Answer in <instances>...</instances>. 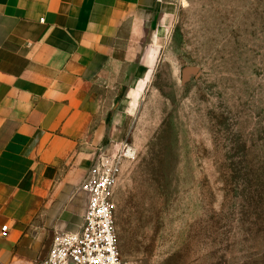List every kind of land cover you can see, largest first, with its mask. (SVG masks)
Returning <instances> with one entry per match:
<instances>
[{"label":"rangeland","instance_id":"374dc122","mask_svg":"<svg viewBox=\"0 0 264 264\" xmlns=\"http://www.w3.org/2000/svg\"><path fill=\"white\" fill-rule=\"evenodd\" d=\"M155 47L145 83L116 85L123 115L104 142L103 151L132 148L114 193L121 256L263 258L264 0H182Z\"/></svg>","mask_w":264,"mask_h":264},{"label":"crops","instance_id":"0c3cea01","mask_svg":"<svg viewBox=\"0 0 264 264\" xmlns=\"http://www.w3.org/2000/svg\"><path fill=\"white\" fill-rule=\"evenodd\" d=\"M181 6L0 0V264H40L59 232L81 230L82 184L123 115L116 85L146 82Z\"/></svg>","mask_w":264,"mask_h":264},{"label":"built area","instance_id":"2783aa9c","mask_svg":"<svg viewBox=\"0 0 264 264\" xmlns=\"http://www.w3.org/2000/svg\"><path fill=\"white\" fill-rule=\"evenodd\" d=\"M131 154L127 143L119 152L97 154L82 184L89 201L81 230L59 232L48 258L40 264H131L120 254L114 214L115 188L123 161Z\"/></svg>","mask_w":264,"mask_h":264}]
</instances>
